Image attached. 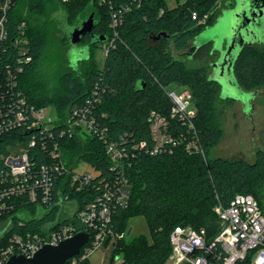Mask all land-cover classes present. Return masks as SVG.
I'll use <instances>...</instances> for the list:
<instances>
[{
  "label": "trees",
  "instance_id": "obj_1",
  "mask_svg": "<svg viewBox=\"0 0 264 264\" xmlns=\"http://www.w3.org/2000/svg\"><path fill=\"white\" fill-rule=\"evenodd\" d=\"M108 1L110 4H100V0H16L11 17L14 23L26 21L32 57L19 76V88L37 108L54 107L62 122L92 91L101 94L97 113L109 138L118 144L125 139L128 149L140 148L131 166L124 170L130 182L129 204L114 206L112 228L118 233L126 232L129 220L142 215L151 236L150 240L144 235L120 240L113 253L122 255L121 264H168L172 253L170 236L178 225L205 228L210 239L216 236L220 225L214 208L219 201L228 206L235 195L250 194L264 211L260 200L264 189V149H258L252 163L211 157L223 139L217 108L221 87L208 80L207 67H193L184 57L188 55L196 61L216 54L212 53V45L193 55L187 49L197 35L215 24L219 0H184L174 8L168 6L167 0ZM113 10L121 17L122 24L117 47L110 50L102 68L89 64L94 50L104 43L92 44L91 36H86L80 45L89 46L88 59L72 66L70 61L62 62L61 56L58 71L53 74L43 71L46 51L54 39L60 47L68 45V50L71 47L66 35L56 38L62 34L54 18L57 12H64L69 26H78L93 14L96 22L93 33L110 40ZM193 11L201 18L209 15L207 23L202 25L194 20ZM159 35L162 36L158 38ZM80 65L85 66L82 80L75 74ZM235 75L247 92L264 88V43L249 46L242 52L235 65ZM174 84L187 87L193 96L196 106L193 122L206 159L189 153L184 144L157 155L147 152L154 147L148 122L152 111L168 118L170 131L176 138H193L194 132L170 117L172 102L167 88ZM61 131L66 134L62 136ZM36 132L21 127L0 137V173L6 169L3 157L8 154V146L16 142L27 145ZM47 140L49 145L59 144L61 157L68 166L79 162L91 165L95 170L94 180L89 187L77 191L66 177L60 178L54 182L50 202L41 207L23 198L15 200V209L10 213L13 226L0 237V251L8 245L13 233L38 230L56 221L60 196L75 200L78 210L83 209L103 193V180H112L117 174L111 168L104 141L97 136L71 135L67 133L66 123H61ZM49 150L42 147L39 139L30 148L34 167L53 163ZM60 221L77 223L75 216Z\"/></svg>",
  "mask_w": 264,
  "mask_h": 264
},
{
  "label": "built area",
  "instance_id": "obj_2",
  "mask_svg": "<svg viewBox=\"0 0 264 264\" xmlns=\"http://www.w3.org/2000/svg\"><path fill=\"white\" fill-rule=\"evenodd\" d=\"M15 3L16 0H0V137L21 127L26 131L38 132L33 134L24 153L16 156L8 153L3 157L6 169L0 173V225L8 224L6 232L13 226L10 213L15 209L17 199H26L40 207L50 202L54 182L60 178L66 177V181L77 191L92 184L95 173L77 170L79 163L68 166L61 157L59 144H48L47 139L53 136L61 123H66L67 133L71 135L83 138L97 136L104 141L106 154L111 159V168L117 174L112 180H103L105 189L101 195L85 208L78 210L77 207L73 215L76 224H63L57 219L38 230L13 233L8 245L0 251V264H7L15 256L31 258L44 246H58L81 232L89 234V240L80 253L66 264L90 262L102 246H111L112 264H121L122 255L113 252L117 242L126 238V232L118 233L112 228V212L114 206L126 207L129 204L130 182L124 170L131 166L140 148L133 146L128 149L125 147V139H122V144H118L109 138L107 129L101 126L98 118L97 111L102 97L96 90L83 104L70 111L65 122H62L58 114L54 116L48 113V108H37L29 103L19 88V76L32 60L31 40L26 21L13 22L11 12ZM106 3L110 4L108 0H100V4ZM111 16L113 37L103 44L105 57L111 49L117 47L119 27L122 24L121 17L114 10ZM192 18L203 25L207 23L209 15L201 18L193 11ZM168 97L172 102L170 117L183 123L189 132H194L193 138H176L170 131L168 118L152 111L148 122L154 147L147 152L157 155L184 144L189 153L206 159L193 122L195 111L189 110L193 102L191 92L188 89L180 94L168 91ZM65 134L66 131H61L62 136ZM38 139L44 149L50 148L52 164L34 167L31 163L29 151L38 144ZM67 200L69 197L60 196L57 204L61 207ZM214 211L218 216L220 230L212 239L205 228L197 229L191 225L175 227L170 236L172 253L168 264H264V211L258 200L250 194H237L228 206L219 201ZM104 257L103 254L95 264H103Z\"/></svg>",
  "mask_w": 264,
  "mask_h": 264
},
{
  "label": "water",
  "instance_id": "obj_3",
  "mask_svg": "<svg viewBox=\"0 0 264 264\" xmlns=\"http://www.w3.org/2000/svg\"><path fill=\"white\" fill-rule=\"evenodd\" d=\"M54 18L59 22L61 31L66 33L71 45L68 56L72 66L89 58V46L79 47L86 36H91L92 44L108 41L107 37L93 33L96 25L93 14L82 20L78 26H69L67 16L62 11L57 12ZM164 36L166 39L169 37L165 34ZM263 43L264 0H233L227 4V9L218 15L213 26L207 27L194 38L189 54H196L205 46L212 45V53L218 52L219 56L210 65L208 80L220 85L221 100L239 101L250 114L251 103L258 91L247 92L240 86L235 75V65L247 47ZM81 49L82 56L76 63L72 62V56L78 54ZM88 240L89 234L81 232L58 246H44L31 258L12 257L7 264H66L80 253Z\"/></svg>",
  "mask_w": 264,
  "mask_h": 264
},
{
  "label": "rangeland",
  "instance_id": "obj_4",
  "mask_svg": "<svg viewBox=\"0 0 264 264\" xmlns=\"http://www.w3.org/2000/svg\"><path fill=\"white\" fill-rule=\"evenodd\" d=\"M184 0H167V4L170 8H174L178 5L179 2ZM231 0H219L218 11L220 15L224 9H227L226 3ZM61 35L56 37L61 39L66 33L61 31ZM54 39L52 46L46 51L44 58L43 71L46 74H53L59 70L58 62L65 59L66 62L70 61L68 56V45L67 47L62 45ZM192 42L190 43L187 53L190 52ZM81 51L78 54L72 56V62L76 63L79 58L82 56ZM219 56V53L216 52L215 55H205L204 58L200 60H193L190 56L186 55L185 60L193 67L204 66L207 67L210 72V65L213 63ZM93 61L90 62L89 66H95L97 69L102 68L105 64V53L103 50V44L99 45L93 52ZM69 65V64H68ZM70 67V65H69ZM66 66V69L70 71L71 68ZM76 76L81 80L85 74V66L80 65L79 71H75ZM168 91L176 92L178 94L187 90L185 86L171 85L168 86ZM218 114L220 118V125L223 129V139L219 145L211 152V157H221L228 160H243L249 163L254 162L256 158V153L258 149H264V88H260L255 99L251 103V113L248 114L241 102L239 101H219L217 104ZM189 110L196 111V106L192 102L190 104ZM47 112L56 115L57 111L54 107L50 106L47 109ZM26 151L25 142H16L8 146V153L11 156H16L22 154ZM77 170L88 171L92 174L95 173L94 168L91 165L86 163L79 162ZM260 200L264 204V189L260 195ZM77 202L75 200H67L63 203L58 211V219L62 220L65 218L72 217L77 212ZM44 212H40L43 214ZM27 214H25L26 216ZM9 228L7 223L0 225V237L7 231ZM144 235L149 240L151 239L150 231L147 225V222L142 215L134 216L128 222L126 230V239L132 240L137 236ZM105 255L103 264H112V248L111 246H102L100 247L94 256L90 260V264H95L98 262L102 255ZM117 260V258H116Z\"/></svg>",
  "mask_w": 264,
  "mask_h": 264
},
{
  "label": "flooded vegetation",
  "instance_id": "obj_5",
  "mask_svg": "<svg viewBox=\"0 0 264 264\" xmlns=\"http://www.w3.org/2000/svg\"><path fill=\"white\" fill-rule=\"evenodd\" d=\"M79 47H80V48H82V46H81V45H79ZM81 53H82V49H81Z\"/></svg>",
  "mask_w": 264,
  "mask_h": 264
}]
</instances>
